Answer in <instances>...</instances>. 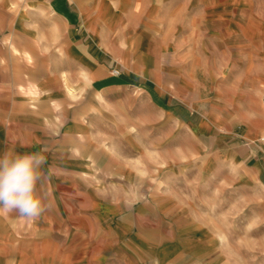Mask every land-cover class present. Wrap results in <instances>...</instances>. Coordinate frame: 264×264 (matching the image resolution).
Listing matches in <instances>:
<instances>
[{"label":"crops","instance_id":"0c3cea01","mask_svg":"<svg viewBox=\"0 0 264 264\" xmlns=\"http://www.w3.org/2000/svg\"><path fill=\"white\" fill-rule=\"evenodd\" d=\"M250 4L0 0V156L43 153L38 194L49 205L33 220L0 214V227L41 230L34 264H52L38 254L49 244L68 246V264H219L217 224L191 186L203 173L217 181L220 151L261 165ZM119 51L134 58L131 73L114 74ZM174 167L190 185L183 203L154 190L156 170L169 185Z\"/></svg>","mask_w":264,"mask_h":264},{"label":"rangeland","instance_id":"374dc122","mask_svg":"<svg viewBox=\"0 0 264 264\" xmlns=\"http://www.w3.org/2000/svg\"><path fill=\"white\" fill-rule=\"evenodd\" d=\"M173 1V0H169ZM242 1V0H241ZM246 1V0H243ZM251 4V28L253 39L249 45L251 63L255 76H261L259 101L262 104L264 93V0H248ZM131 26H123V37H129ZM118 52V51H117ZM120 52V51H119ZM117 56L115 68L121 72L131 73L134 66V58L125 55ZM156 63V62H154ZM229 64L220 72L219 81L223 83L224 90L229 86L231 74ZM245 87V86H244ZM233 107V106H232ZM264 114V110H263ZM261 132L256 138L254 145L262 146L259 140L264 135V122L261 123ZM170 152L172 166L180 165L178 155ZM158 153L156 156L158 157ZM213 161L218 169L217 185L213 178L212 183L209 173H203L191 186L192 192L199 194L201 200L197 203L202 205L204 219L207 224H217L219 264H264V151L258 160L261 165L255 167V161L245 163L238 155L230 157L227 152L220 151L214 154ZM210 162V156L207 157ZM172 184H163L162 170H156L155 193L171 196L179 200L180 194L186 186L184 171L180 168L171 169ZM182 180V181H181ZM47 188L48 186H44ZM114 188V185L107 186ZM140 192L146 191V185H138ZM38 191V185H37ZM183 203L181 200L177 201ZM2 219H8L3 216ZM1 219V220H2ZM3 227V225H1ZM0 235L14 231L23 238L20 243H0V264H34L33 255L35 245L31 244L35 235H39L38 228H2ZM46 251L52 260V264H68V246L63 245H38V254Z\"/></svg>","mask_w":264,"mask_h":264},{"label":"clouds","instance_id":"9594fccd","mask_svg":"<svg viewBox=\"0 0 264 264\" xmlns=\"http://www.w3.org/2000/svg\"><path fill=\"white\" fill-rule=\"evenodd\" d=\"M46 156L41 152L0 156V214L16 213L33 220L47 210L37 191Z\"/></svg>","mask_w":264,"mask_h":264},{"label":"built area","instance_id":"2783aa9c","mask_svg":"<svg viewBox=\"0 0 264 264\" xmlns=\"http://www.w3.org/2000/svg\"><path fill=\"white\" fill-rule=\"evenodd\" d=\"M114 74L115 75H119L120 74V71L119 70H114ZM262 104L264 106V93H263V96H262ZM259 143L264 146V135L261 137V139L259 140Z\"/></svg>","mask_w":264,"mask_h":264}]
</instances>
